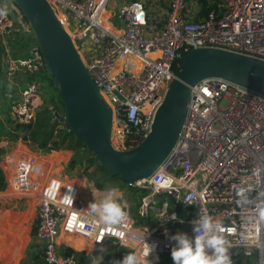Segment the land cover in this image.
Here are the masks:
<instances>
[{"label":"built area","instance_id":"1","mask_svg":"<svg viewBox=\"0 0 264 264\" xmlns=\"http://www.w3.org/2000/svg\"><path fill=\"white\" fill-rule=\"evenodd\" d=\"M47 1L111 107L110 141L117 150L136 146L150 131L179 59L192 48L216 47L264 61V0H216L204 17L192 0H123L116 15L107 6L118 0ZM11 2L19 16L0 0L7 10L0 16L3 40L19 28L32 31ZM21 71L30 80L9 107L13 128L31 123L42 105L44 64L38 46L29 56L7 58V78ZM53 166L34 152L20 154L0 190V203L37 200L34 236L45 264H84L78 252L59 251L62 232L86 239L95 249L102 240L105 254L123 258L133 252L142 261L148 243L154 251L147 259L153 261L170 254L174 241L168 236H192V221L205 214L219 225L231 260L240 253L253 259L251 264H264V95L254 90L219 77L198 82L167 157L150 176L123 187L99 188L83 174L58 176ZM109 188L118 190L126 213L117 225L101 224L88 207ZM129 200L138 202L136 218Z\"/></svg>","mask_w":264,"mask_h":264},{"label":"water","instance_id":"2","mask_svg":"<svg viewBox=\"0 0 264 264\" xmlns=\"http://www.w3.org/2000/svg\"><path fill=\"white\" fill-rule=\"evenodd\" d=\"M31 26L63 105L59 121L82 140L98 164L122 182L150 176L175 145L187 113L192 87L219 77L264 95V61L216 47H195L179 59L174 80L156 108L150 131L134 147L111 145L112 110L101 97L78 49L47 0H12ZM235 250H231L234 253ZM98 248L93 256L98 255Z\"/></svg>","mask_w":264,"mask_h":264},{"label":"crops","instance_id":"3","mask_svg":"<svg viewBox=\"0 0 264 264\" xmlns=\"http://www.w3.org/2000/svg\"><path fill=\"white\" fill-rule=\"evenodd\" d=\"M5 2L7 6L17 12L16 7L12 4L11 0H5ZM16 15L19 16V12H17ZM16 33L17 32H13L12 35H8L4 40L0 37V97H11L14 91L17 92L18 89L19 91L23 89L30 80V75L25 71L14 74L12 78H7L4 73L7 58L29 56L30 52L36 47L34 44L26 55L14 56L18 45V37L16 36ZM28 42V39L24 38L21 41V45L25 47ZM0 141L3 140L0 139ZM14 141V144H8L6 146V151L4 153L0 152V170L4 174L5 181L10 176L14 163L20 154L34 152L28 149L26 145H22L21 139H16ZM20 145L24 146L26 150L20 149L18 147ZM50 150L51 152H54V154L50 153L48 155L47 153L46 155L41 156L49 160L51 164L53 161V163H55L53 165L63 163L64 167H66L65 163H67L68 159L73 155V152L69 149L51 148ZM53 155H55V159L53 158V160H51ZM129 201L131 203V212L133 208H136L138 202L136 200ZM36 208L37 200H34L31 197H24L18 200H8L7 202L1 201L0 264H45L42 259L41 245L34 236L37 221ZM131 214H134L133 211ZM152 221H154V219H152ZM57 242L59 251H76L80 254L83 263L88 261L89 263L87 264H92V252L94 248L91 242L77 235L66 234L63 232L59 234ZM104 257L105 254L103 258ZM246 262L251 264L252 261L247 260Z\"/></svg>","mask_w":264,"mask_h":264},{"label":"clouds","instance_id":"4","mask_svg":"<svg viewBox=\"0 0 264 264\" xmlns=\"http://www.w3.org/2000/svg\"><path fill=\"white\" fill-rule=\"evenodd\" d=\"M6 14V8L0 7V16ZM117 191L116 188H109L102 199L88 205L90 214L95 216L101 224L117 225L125 219L126 213L116 195ZM261 217L264 218V212L261 213ZM192 225V236L183 232L168 236L169 240L174 241L170 252L173 264H233L228 251L230 245L220 234L219 225L214 224L210 216L201 215L192 221ZM101 241L97 242L99 254L93 256L92 264L103 262V256L107 250L100 243ZM153 251L154 245L147 243L143 261L137 254L128 252L122 259L113 260L112 264H145V261H150L147 258ZM156 259L158 260V257ZM150 264H154V261H150Z\"/></svg>","mask_w":264,"mask_h":264},{"label":"rangeland","instance_id":"5","mask_svg":"<svg viewBox=\"0 0 264 264\" xmlns=\"http://www.w3.org/2000/svg\"><path fill=\"white\" fill-rule=\"evenodd\" d=\"M144 1L151 2L152 0H144ZM122 2H123V0H118L116 2H112V1L109 2L107 8L110 11V13H114V15H116V13L118 12V7L122 4ZM110 21L114 24H117L116 17L111 18V16H110ZM16 36L18 37V42H17L18 45L16 47V52H15L14 56H20V55L22 56V55L28 54L30 48H32L34 44L37 47V43H36V40L34 37V33L31 30H24L22 28H19L18 32L16 33ZM24 38H27L29 41L25 47H23L21 45V41ZM41 91H42V93H41V95H42L41 107L43 105L47 104V105H49L50 108L53 107L54 112L57 111L60 115H62L63 114V108H62V104L60 102V98H59V96L55 90V87L53 88V87L49 86L48 85V78L45 77V79H43V75L41 77ZM18 94H19V89L17 92L14 91V93H12L11 97H4V96L0 97V139L4 141V145H3L4 148H3L2 153H4L6 151V146L8 144L9 145L14 144V142H15L14 141L15 139H13L10 136L11 133L9 134V132H7L8 131L7 127L9 126V128H11L13 126L12 122L9 118V107H10L12 101L16 99ZM58 123H59V125H58L59 129L61 128V130L60 131L58 130L56 133L55 140L58 142V144L54 145L53 149H55V148L56 149H59V148L66 149L64 146L65 145L64 139L67 135L70 134V131L66 127V125L64 124L63 121L58 120ZM21 144L24 146L26 145L27 148L30 149L31 151L37 152L35 154H39V155H46L47 153H48V155L50 153L54 154V152H51L50 149L47 151L39 150V149H36L34 147V145H31V144L26 143L24 141H22ZM22 145H20L18 147L20 149L26 150L25 147ZM53 158L55 159V155H53L51 157V160H53ZM69 160L70 159H68L67 163H65V164H68ZM53 164H55V163H53V161H52V165ZM86 166H87L86 163L82 162V164L75 166L72 170H68V169H66V167H64L63 163H60V164L54 165L53 168H54L55 175H58V176H62V175L65 176L66 175L67 177H71V176L77 177V176H80L83 174V175H85V177H87L89 179L87 174H91L92 179H90V180L96 182V180L100 179V177H101L100 173L97 170H95L93 167H88L87 172H85L84 170H85ZM123 183L124 182L120 181L119 179H115V180H111V181L106 182L105 187H113V186L123 187ZM130 197L132 198V196H130ZM135 210H136V208L132 209V211L134 213L133 215L136 218ZM157 257H158V260L156 259ZM157 257L154 258V264H173V261H172L170 254L160 255ZM236 258L237 259L232 260L233 264H248L247 262L245 263L242 260L253 261V259H251V258L250 259H248V258L244 259L240 255V253H238ZM87 263H89V262L88 261L84 262V264H87Z\"/></svg>","mask_w":264,"mask_h":264},{"label":"trees","instance_id":"6","mask_svg":"<svg viewBox=\"0 0 264 264\" xmlns=\"http://www.w3.org/2000/svg\"><path fill=\"white\" fill-rule=\"evenodd\" d=\"M199 5V15L204 17L212 9L216 7V0H192ZM48 78V85L54 88L53 82L50 77L47 75L45 69L43 73V79ZM30 78V77H29ZM61 102V100H60ZM62 104V102H61ZM55 108V107H54ZM63 108V105H62ZM55 113L49 105L45 104L42 107L40 106L35 119L27 125H16L14 128L7 127L10 136L13 139H21L24 142H27L31 145H34L36 149L39 150H49L53 148L54 145H57L58 142L55 140L56 133L59 129V123L57 118H55ZM67 127V126H66ZM70 131V130H69ZM64 146L66 149H69L73 152L72 157L70 158L68 164H66V169L72 170L75 166L86 163L85 172H87L88 167H93L97 170L101 177L96 180V185L99 188L105 187V183L111 180L119 179L117 176L112 175L110 172L105 170L100 166L95 158V156L87 150L86 146L80 138L70 131V134L67 135L64 139ZM56 149V148H55ZM3 151V148L0 147V152ZM87 174V173H86ZM89 179H92L91 174H87ZM120 180V179H119ZM121 181V180H120ZM5 188L4 174L0 170V190ZM120 260L122 257L120 255H109L105 254L102 264H112V261Z\"/></svg>","mask_w":264,"mask_h":264}]
</instances>
